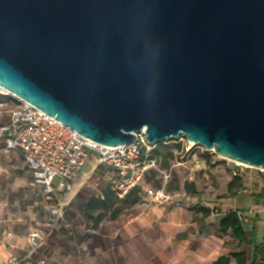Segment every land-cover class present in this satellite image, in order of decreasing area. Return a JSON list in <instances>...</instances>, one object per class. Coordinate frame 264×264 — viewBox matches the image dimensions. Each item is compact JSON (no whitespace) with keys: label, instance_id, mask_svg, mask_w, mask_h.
<instances>
[{"label":"water","instance_id":"95a60500","mask_svg":"<svg viewBox=\"0 0 264 264\" xmlns=\"http://www.w3.org/2000/svg\"><path fill=\"white\" fill-rule=\"evenodd\" d=\"M0 87L101 145L264 170V0H0Z\"/></svg>","mask_w":264,"mask_h":264},{"label":"rangeland","instance_id":"374dc122","mask_svg":"<svg viewBox=\"0 0 264 264\" xmlns=\"http://www.w3.org/2000/svg\"><path fill=\"white\" fill-rule=\"evenodd\" d=\"M7 92L1 95L13 97ZM5 121L6 115L0 114V124ZM3 146L4 141L0 138V162L7 155L2 151ZM161 154L164 158L159 160V167L165 173L155 171L150 174L146 186L161 185L169 192H189L185 189V183L194 182L198 189L196 194L190 193V206L175 207L167 202L159 203L143 194V210L134 211L132 207L113 225L108 219H103L97 230L93 228L94 221L85 206L88 199L101 194L108 185V174L100 166L93 170L95 160H89L73 182L75 188L69 196L71 200L65 209L64 223L52 228L44 225V199L39 194L40 189L31 184L26 171L19 168L22 160L4 166V172L24 175L28 183L19 188H8L5 182L0 184V200H7L4 207L0 206V264H14L25 254L30 255L26 264H90L95 259L93 238L98 232L119 231L128 220L144 215L153 218L156 228L162 225L170 228L173 227L172 218L196 217L203 207L218 209L219 213L215 215L224 214L230 202H234L248 218L249 221L245 222L247 229L254 225L259 237L264 235V170L235 164L234 160L219 157L214 151L190 143L183 136L167 140L161 146ZM237 165L245 172L243 177L233 176L232 170ZM98 213L109 215L105 209L98 210L94 215ZM35 230L40 232L42 240L32 248L29 235Z\"/></svg>","mask_w":264,"mask_h":264},{"label":"built area","instance_id":"2783aa9c","mask_svg":"<svg viewBox=\"0 0 264 264\" xmlns=\"http://www.w3.org/2000/svg\"><path fill=\"white\" fill-rule=\"evenodd\" d=\"M6 94L13 96L17 102L0 100V114L6 115V121L0 124V138L4 141L2 151L6 154L18 153L22 158L19 168L31 176L32 185L40 188L39 194L45 202L46 227L64 223L73 182L89 160L94 159L95 167L107 170L108 186L119 198L142 185L151 171H161L158 157L151 153L154 145L147 140L144 130L136 132L135 139L127 144L101 145L29 102L9 92ZM237 166L232 170L233 176L243 177L245 172L240 165ZM144 189L148 197L159 203L181 207L190 206L192 201V195L185 190L169 192L165 186H145ZM235 210L244 223L249 221L238 209ZM212 213L218 214L219 211L213 209ZM41 240L39 231L30 233L32 248L38 246Z\"/></svg>","mask_w":264,"mask_h":264},{"label":"crops","instance_id":"0c3cea01","mask_svg":"<svg viewBox=\"0 0 264 264\" xmlns=\"http://www.w3.org/2000/svg\"><path fill=\"white\" fill-rule=\"evenodd\" d=\"M20 160L22 158L18 153H10L3 158L0 162V184L5 182L8 188H19L28 183L24 175L3 171L4 166ZM104 170L107 173V170ZM29 177L32 180L30 175ZM71 193L72 190L69 196ZM6 202V199L0 200V206L4 207ZM229 205V210H239L234 202ZM143 208L141 204H137L132 209L137 211ZM224 214L215 215L211 212L210 215L204 216L202 210L196 217L172 218L173 227L170 228L164 225L156 228L151 216L132 218L119 231L98 232L93 238L95 259L90 264H212L220 256L239 250L246 252L250 262L253 245H240L230 230L227 233L220 231L219 222ZM115 222L118 221H111V225ZM262 238L258 233L257 243H260ZM234 263L235 259L232 258L230 264Z\"/></svg>","mask_w":264,"mask_h":264},{"label":"trees","instance_id":"16d2710c","mask_svg":"<svg viewBox=\"0 0 264 264\" xmlns=\"http://www.w3.org/2000/svg\"><path fill=\"white\" fill-rule=\"evenodd\" d=\"M0 100H6L16 103L17 100L13 97H6L4 95H0ZM164 143H159L154 145L151 153L152 156L158 157L159 160H162L164 156L161 154V146ZM155 173V171H151L145 177L144 183L142 185H138L134 187L129 193L123 197L119 198L115 195V193L110 189L107 185L101 194L92 196L88 199L86 203L85 209L91 219L94 221V229L97 230L99 228V224L103 219H108L109 221L117 220L126 210L134 207L137 204H141L142 195H146L145 186L147 185V180L150 174ZM157 187H161L158 185ZM185 189L189 191V193L196 194L197 189L194 182L185 183ZM105 209L108 211L109 215H102V213H98V215H94L98 210ZM203 215L208 216L211 214L212 210L208 207H203ZM240 218V215L236 210H229L226 212L222 218L220 219V231L222 233H227L229 230L231 231L233 237L237 239L242 244H252L253 245V256L250 262H248L246 252L243 250H239L236 252H230L229 255L220 256L217 260L212 264H230L231 259H235L234 264H264V235L262 241L257 243L258 239V231L254 225L250 226V230L246 228L245 223ZM29 254L23 255L15 264H26L29 260Z\"/></svg>","mask_w":264,"mask_h":264},{"label":"bare ground","instance_id":"6f19581e","mask_svg":"<svg viewBox=\"0 0 264 264\" xmlns=\"http://www.w3.org/2000/svg\"><path fill=\"white\" fill-rule=\"evenodd\" d=\"M2 91H3V92H7V91H6L5 89H3V88H2Z\"/></svg>","mask_w":264,"mask_h":264}]
</instances>
